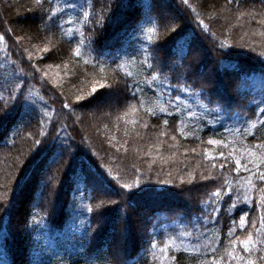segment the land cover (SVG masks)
<instances>
[{"label": "trees", "instance_id": "16d2710c", "mask_svg": "<svg viewBox=\"0 0 264 264\" xmlns=\"http://www.w3.org/2000/svg\"><path fill=\"white\" fill-rule=\"evenodd\" d=\"M8 1L0 0V264H212L213 257L237 264L227 254L245 253L229 240L249 233L256 241L253 258L264 257V148L257 147L264 129L243 122L245 113L255 119L254 107L264 99V0H90L96 11L107 9L101 25L63 26L86 42L80 57L72 51L75 40L41 22L46 17L36 0ZM50 4L56 0H46L45 11ZM79 11L66 10L64 19ZM154 25L157 32H148ZM34 43L49 47L44 59L60 69V87L28 54ZM145 45L151 71L141 67ZM133 57L125 67L140 81L136 97L125 95L123 74L114 71ZM17 68L28 75L24 103L15 99L16 77L23 75ZM152 71L162 75L149 86L143 80ZM103 80L119 87L87 95ZM177 94L181 101L170 104ZM63 143L70 149L60 148ZM126 183L133 187L123 188ZM228 186L239 196L238 208L226 196L215 219H202L216 207L202 202ZM180 225L193 235L162 257L160 249Z\"/></svg>", "mask_w": 264, "mask_h": 264}, {"label": "snow or ice", "instance_id": "6c2138e0", "mask_svg": "<svg viewBox=\"0 0 264 264\" xmlns=\"http://www.w3.org/2000/svg\"><path fill=\"white\" fill-rule=\"evenodd\" d=\"M46 2V0H36V4L39 6L40 10L44 13V17H46V21L44 18H42L41 22L42 23H47V26L52 27H58L60 28L61 32L63 35L70 37L69 42L71 43L73 40L76 41L75 46L73 48V53L76 57H80L82 55V47L84 46V44L86 43L83 40H79L75 34V31L73 28L69 27L67 29H65L63 26L66 24H75L77 22H80L82 26L84 25H91L93 28H95L96 26L101 25V21L104 19V12L107 10L104 6H101L99 11L95 10V4L93 2H90V0H84V3H79L78 0H71V2H68V0H56V5L52 6L50 4L49 8L45 11L44 10V3ZM61 3L63 4V6L61 7ZM184 3L187 4V0H184ZM79 8V15L76 17H72L69 16L67 19H64V15H65V11L66 10H70V11H75ZM149 23H152V21L150 20ZM200 24L203 25V21H199ZM159 25H154L153 27H150L147 29L148 32L155 34L157 32ZM178 27V26H177ZM204 27L206 28L207 26L204 25ZM37 30H39V26H37ZM171 31H176V28H172ZM4 39V35L0 34V40ZM148 40H151L152 37L151 36H147ZM89 47H90V43H89ZM148 46L145 45L144 48L142 49L144 55L142 56V63H141V67H145L146 66V70L151 71L155 65L151 62L150 57L152 56L151 52H148ZM44 52H48L49 49L47 47H45L43 49ZM186 54V50H182L180 53V58L181 60L183 59V56ZM135 58H131L130 60L126 61V62H122V63H117L114 66V71H120L123 74V78H124V82H123V90L125 95L127 94H131L133 97H136L141 91L142 89L138 87V84L140 83V81L136 80L134 78V73L132 71H129V69L127 67H125V63L127 64H133L134 63ZM87 62V61H86ZM14 63V62H13ZM174 65L175 66H178ZM101 71H104V66L101 65L100 66ZM17 72L22 73L23 75L21 76H17L16 79L19 80V83L15 84L14 90L16 92L19 93V95H17L15 97V99L21 103H24L25 100H27L29 97L26 96L25 93V81L28 79V75L26 73H23V69L22 68H17L16 69ZM45 75H47V73H45ZM162 73L159 71H152L151 77H145V79L143 80V83L151 86L153 85L157 80L160 79ZM131 78V79H129ZM168 80V77L165 76L164 80L161 81V83H166ZM130 84V87H129ZM119 87V85L117 83H113V84H109L107 82V80H103V81H97L94 83L93 87L91 88V92L87 93V95H104L105 93L111 94L112 92L116 91V89ZM169 87H171L169 85ZM177 89H179L182 92H191L194 91V89L190 88V86H187L185 84H177L175 86ZM100 89H104V92H100L98 90ZM167 90V89H166ZM9 91H13V89H9ZM38 95V94H37ZM162 95V93H161ZM83 97L80 95H77L75 97V99L77 101L81 100ZM3 99L2 94H0V100ZM42 99V98H41ZM181 95L177 94L174 97H172L169 100V103L172 105H175V103L177 101H181ZM209 102L211 103V101L209 100ZM34 101H33V107H34ZM143 103V101H141V104ZM185 104H187V101H184ZM198 103H202L200 101H198ZM65 107H71V105L69 104H65ZM204 108H208L207 104H203ZM216 108H219V105H216ZM133 111H136V108L133 107L132 109ZM176 112H180L181 109L179 107H175L174 109ZM210 110V109H209ZM160 111L162 112H166L167 108H161ZM148 113H151L152 115H155V111L152 108H148L147 109ZM254 114H255V119H246L247 117V113L244 114L245 119H244V123L247 124L249 127L253 128L254 130H260V129H264V99H262L259 104H256L254 107ZM188 116H193L194 113L192 111H188L187 112ZM164 124H168V120H164ZM145 127H147V125H145ZM44 133L41 132V135H43ZM173 139H175V137H173ZM37 144L41 143V141H36ZM209 143L211 144H217V145H221L224 142L222 140H210ZM53 146L55 147V144L53 142ZM60 148H69L70 149V145L67 143H63L59 146ZM257 147L260 148H264V143H260L259 145H257ZM193 151H195L193 149ZM220 157H225L226 154L224 152H218L217 153ZM254 154V153H253ZM63 153L62 152H57L56 156H62ZM231 155V154H229ZM209 158H214V157H209ZM53 162H56L55 160ZM227 163V161H225L224 164H220L219 167L221 169H223L225 167V164ZM235 165L236 168L234 169V171L239 172L241 167H243L241 160L240 159H236L235 160ZM215 166V165H214ZM118 178V177H117ZM203 179H209V177H202ZM183 179V177L181 178ZM260 181L264 182V174H261L259 176ZM136 183L138 184L139 181H136ZM165 183H172L171 180L165 181ZM123 188H132L133 184L131 183H126L122 185ZM233 192V188L231 186H228L225 190L224 187H217L213 192H211L209 194V198L206 201H203L202 203L205 205V207H207L209 204H213L216 205V207H214L212 209V215L211 216H204L202 214V219L204 220H208V219H215L216 218V213H218L220 211V207H219V202H222L225 197L227 196V198L229 199H233V203H232V207L233 208H238V205L235 203L236 200L239 199V196L233 198L231 196ZM247 197H244V201L247 202ZM89 211H92L91 206L88 207ZM248 213H244L243 215L240 216L239 219V227L240 228H244L245 225L248 223ZM261 223L264 224V217L261 218ZM181 228V231L179 232L178 236H169L168 240L164 243V245L162 246V248L160 249L162 257H167L168 256V249L170 248H175L177 251H180L183 248V237H189L192 236L193 233L191 231H186L183 230L185 228V225H180L179 226ZM193 228H196L198 230L199 226L197 224H192ZM206 231V229H205ZM231 231L230 230V235H231ZM257 231H261V229H257ZM256 244V241L253 239L252 234L249 233V235L247 236L246 239H240L239 237H237L235 240H229V246L235 248L237 245L241 246L245 255H236L234 252H229L227 255L229 257V260H235L237 261V264H258L259 260L264 259V257H260V256H256V258H253V252H254V245ZM151 247L155 248L156 247V241H151ZM153 259H157V257L153 256ZM175 259V258H173ZM212 264H223V260L221 259H217L216 257L212 258Z\"/></svg>", "mask_w": 264, "mask_h": 264}, {"label": "rangeland", "instance_id": "374dc122", "mask_svg": "<svg viewBox=\"0 0 264 264\" xmlns=\"http://www.w3.org/2000/svg\"><path fill=\"white\" fill-rule=\"evenodd\" d=\"M3 1L4 2H7V3L10 2L8 0H3ZM0 8H1V4H0ZM239 11H243V10H239ZM166 14L167 15H170L171 18H174V16H175L174 13H167L166 12ZM4 16H5V14H4ZM5 18H6L7 21H9L10 23H12V20H8V17L5 16ZM16 31H17V29H16ZM22 40L24 41V39H22ZM45 47H47L49 49V47L46 46V45L45 46L43 45V46L40 47L39 44L34 43L32 45V47H31L33 49V51L32 52H29L28 54L30 55V57H32V59H34L35 61H37V63L39 64L40 68L44 69V74L47 73L46 76L51 80V82L54 83V84H56V86L59 85V87H60V84L59 83L62 81V76H61V73H60V69L58 68V66H56L52 62L49 63V61H45V59H44L45 54H44V51H43V49ZM115 98H116V96H115ZM112 99H114V98H112V97L110 98V96H109V98H106V101L114 102V100H112ZM61 118H65L66 119L64 113H62ZM140 127H142V126H140ZM145 128H148V127H145Z\"/></svg>", "mask_w": 264, "mask_h": 264}]
</instances>
